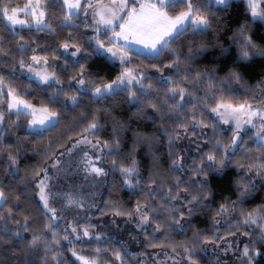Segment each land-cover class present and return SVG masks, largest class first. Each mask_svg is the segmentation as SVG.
<instances>
[{"label": "snow or ice", "instance_id": "obj_1", "mask_svg": "<svg viewBox=\"0 0 264 264\" xmlns=\"http://www.w3.org/2000/svg\"><path fill=\"white\" fill-rule=\"evenodd\" d=\"M229 3L230 0H62L60 11L63 13V18L59 22V27H78L75 20L83 19L84 26L93 29V35L89 39L95 42L92 45L95 53L105 57L113 67L120 68L114 78L105 81L102 76L91 77L85 66L81 64V71L78 73L80 78L75 80L77 92L90 95L94 101L116 96L122 92L127 93L130 103L140 101L143 97H151L148 104L154 110L152 118L158 116L162 122L171 120L170 125L165 123L160 127L161 134L167 135L170 146L169 157L174 155L171 146L177 140L184 136L196 137L193 143L197 144L200 160H192L186 166L185 161L188 157L175 155L170 161L167 177H164L160 171L161 164L158 158L151 153L153 141L157 139L155 134L147 135L141 132L134 134L135 145L143 143L149 145L152 160L148 177L141 174L135 146L126 154L131 159L118 160L114 155L110 161L111 169L116 170L118 166L119 173L123 177L121 187L137 190L147 180L148 195L138 200L132 208L123 210L118 203H112L110 207L114 217H127L129 221L135 219V228L144 232L143 243L146 248L170 249L172 254L166 251L164 259L155 260L154 264H166L167 260H171L172 264H198L194 259L197 246L209 242L215 245L223 242L226 245L220 249L223 252H238L239 264H254L260 249L251 247L249 243H245L242 249L233 248L231 237L235 233L228 231L224 236L219 234L220 219L224 217L237 216L238 218L230 223V229L235 228L237 232L241 229H249L241 233L249 240L252 239V232L258 229L260 240L264 241V204L247 210L243 207V202L257 187L256 179L259 178L264 182V100L255 99V97H264V79L257 82L256 87L260 88V91L254 93L253 101L234 103L225 97L223 81L243 83V74L239 68H229L223 77L207 69L193 71L195 56L206 51L210 45L190 41L186 53L173 47L177 39L186 33L193 36L197 33H206L213 27V18L208 10L215 6H227ZM47 8L48 3L44 0H25L22 5L13 4L12 0H0V21L12 30L13 36L19 35L15 31L18 25H28L30 28L54 33L53 24L48 22ZM81 10L83 17L80 15ZM246 11L252 21H264V0H246ZM249 32V24L241 23L237 34L232 37L239 42L238 60L247 61L253 56H264V45H258ZM101 36L104 37L103 40L100 39ZM20 40H23V37H20ZM3 43V38L0 37V54L7 58L12 54L13 49H5ZM180 43L182 44L183 41ZM27 47V42L16 44L15 50H18L21 56L19 60L13 56L14 64L18 63L19 71L24 73L25 78L46 84L56 83L57 89L49 96L47 103L36 105L26 98L30 90L29 86L21 89V86L15 82V72L11 74L13 79L0 75V128L4 124L6 108L9 115L15 113L17 117L16 120L11 121L10 127L20 126V117H23L27 131L42 133L55 127L60 120V112L54 105L59 100V91L63 85L56 72L49 70L48 56L37 54L40 51L39 46L33 48V54L27 61L25 60L24 50ZM60 48L66 53L71 52V57L75 58L73 63L79 61L78 53L81 51L79 45L70 46L65 42ZM73 48L75 50H72ZM165 51L169 54L165 57L166 63L163 66L159 64L151 66L160 73L154 82L140 66L131 65L133 55L156 59ZM67 64L66 60L65 66ZM165 69L168 70L169 75L163 74ZM160 85L165 86L162 94ZM201 91L203 95L200 94ZM77 92L71 95L64 93L67 101H71V105L65 101V107H75L79 103ZM190 101L195 103L188 106ZM98 111L100 110H93L90 118L80 114L79 119L87 122L79 132L75 133L77 139L71 142V147L65 150L68 154H73L74 150L80 149V146L89 149L82 150L75 161L77 170L84 172L86 176L100 177L107 174L106 168L101 166L105 153L120 154L122 143L120 133L127 127L126 124L114 121L112 138L101 140L96 136L100 129ZM104 111L108 110L104 109ZM225 126L232 130L227 143L222 138L227 130ZM209 128L211 136L208 134ZM2 136L3 133L0 132V137ZM202 137L206 139L203 143H199ZM243 140L249 142L254 140L259 148L253 153L246 144L241 143ZM57 147L61 145L58 143ZM205 148L206 151L203 150ZM238 148L244 152L246 163L233 159ZM51 154L58 157L51 161V168L56 170L57 175L65 172L61 159L65 152L56 153L52 150ZM8 161L9 170L15 173L16 155L9 152ZM230 162L235 164L238 173L252 175L254 171L255 176L251 180L247 179V176H240L233 182L237 187L236 199L228 202V197L225 196L224 202L219 204L212 217V227L217 231H212L209 235L207 229H194L191 238L184 241L153 243L152 241L161 233L164 234L165 239L170 240L174 232L183 234L186 231L194 212L208 204L213 194L211 187L213 177L221 175ZM174 173L179 174L173 176ZM31 176L36 180L38 189L36 195L43 209L45 223L43 230H32L31 238L23 244V264H35V261L29 257L41 250L43 251L40 257L41 264H64L63 254L59 248L61 240H68L69 237L67 235L60 237L57 225L63 217L57 214L58 209L53 203L60 200L66 208L84 209L86 206L84 196L78 189L72 187L67 191H53V185L50 183L53 177L49 175L48 165L35 168ZM19 199L17 196L16 202L10 204L4 188L0 187V247L10 246L9 242L24 241L25 233L30 230V216L21 213L22 223L13 219L15 210L19 208ZM90 206L95 208L97 205ZM95 227L90 223L86 226H76L69 221L64 231L68 232L70 229L74 234L73 239L80 243H89L91 239H95L98 244H102L105 240L115 239L100 232L93 234L90 229ZM149 227H152L151 234L146 231ZM81 234L87 239L82 240ZM117 243L120 245L119 248L97 247L94 249L95 255L91 256L82 255L81 251L73 248L71 255L76 258L73 264H76V261H79V264H130L133 257L147 256L146 251L129 253L123 241ZM203 250L201 248V251ZM106 251H110L111 256L107 260H101L100 254ZM158 255V252L152 253L153 257ZM178 256L182 259L177 260ZM0 264L5 262L0 261ZM141 264H144V260H141ZM216 264H220L219 260Z\"/></svg>", "mask_w": 264, "mask_h": 264}, {"label": "trees", "instance_id": "obj_2", "mask_svg": "<svg viewBox=\"0 0 264 264\" xmlns=\"http://www.w3.org/2000/svg\"><path fill=\"white\" fill-rule=\"evenodd\" d=\"M12 2L13 4L19 3L22 5L25 0H12ZM44 2L48 3V22L53 24L55 28L54 33L40 31L30 27H16L15 31L19 35L13 36L12 30L0 21V37H2L4 41L3 47L5 49H13L12 54L8 55L7 58H5L3 54H0V75L13 79L11 74L15 72V82L21 86V89L25 86H29L30 88L26 97L27 99L36 105L48 102L49 96L57 89V84L42 85L34 80L27 79L24 73L19 71L18 63L14 64L13 62V56H15L16 60H19L21 56V53L15 50L16 44L18 42H27L28 47L24 50L25 60L27 61L33 54L32 49L39 46L40 51H38L37 54L48 56L50 62L49 69L56 72L63 85V88L59 91V100L56 101L54 105L60 112V120L55 127L49 128L42 133L27 131L26 121L23 117H20V126L10 127L11 121L16 120L17 117L15 113L9 115L7 109H4L5 120L3 127L0 128V132L3 133V136L0 137V140H2V143H0V187L4 188L10 204L16 202L15 198L17 196L20 198L19 208L15 210L16 214L13 219L20 220L22 223L23 215L21 213H23L31 217V223L30 230L25 233L24 241L9 242L10 246L0 247V261H4L5 264H23V244L27 242V239L31 238L32 230H43L45 223L43 219V209L36 195V180L31 176V172L37 167L42 168L48 165L57 157L51 154L52 150H55L56 153L64 152L66 148L71 145V142L77 139L75 133L79 132L80 128L87 122L79 119L80 114H85L90 118L92 111L99 109L100 111L97 112V115L100 129L96 133V136L101 140L112 138L114 121H119L121 124L127 125L120 133L122 140L120 154L105 153V168L107 174L105 175V184L103 186L101 198L94 213L95 219L98 221V229L115 239L111 241L105 240L102 244H98L95 239H91L89 243H80L73 239L70 231H64V225L60 222L57 225L60 237L67 235L69 239L61 240L59 250L63 254L64 264H73V261L76 260V258L71 255V250L73 248L81 251L82 255L91 256L95 255L94 249L97 247L109 249L113 247L119 248L120 245L117 241H123L129 253L147 252L146 257H133L130 264H133V262L134 264H141V260H144V264H149L153 252L167 251L170 253V249L146 248V245L143 243L144 232L135 228V219L129 221L127 217H114L110 207L112 203H118L123 210L132 208L138 200L148 195L147 180H145L137 190L121 187L123 177L119 173L118 166L116 170L111 169L110 161L114 155L118 160L131 159V157L126 154L130 148L135 146V155L140 161L141 174L144 177H148V169L152 160V155L149 154V145L147 143L135 145L134 134L136 132L145 133L147 135L155 134L157 139L153 141L151 153L158 158L161 164L160 171L164 177H167L170 161L175 158V155L182 154L184 156L185 154L188 157L185 161L186 166L192 160H200V152L197 150V144L193 143V141H196V137L184 136L180 140H177L174 145L171 146L174 155L169 157L170 146L167 142V135L161 134L160 127L165 123L170 125L171 120L162 122L159 120L158 116L152 118L154 110L148 104L151 97H143L140 101L130 103L127 99V93L122 92L116 96L105 97L99 101H94L90 95L77 92L75 80L80 78L78 73L81 71V64L85 66V70L91 77L102 76L105 81L114 78L120 71V68L118 66L113 67L112 63L105 57L95 53L92 47L95 42L89 39L93 35V29L86 28L83 19L75 20L78 27H59V22L63 18V13L60 11L62 0H44ZM208 11L213 18V27L206 33H197L195 36L186 33L184 36L177 39L173 47L179 48L186 53L190 46V41L196 44L205 43L210 45L206 51L195 56L192 66L193 71L207 69L223 77L229 68H239L243 74V83L237 84L235 81L231 83L226 80L223 81L224 95L234 103H241L245 100L251 102L253 101L254 93L260 91V88L256 87L257 82L264 79V56H253L247 61L238 60L239 42L232 39V37L234 34H237L239 24L247 22L250 27L249 34L252 36L253 40L258 45H264V21H252L250 14L246 11L245 0H230L227 6H215ZM80 15L83 17L82 10ZM20 37H23V40H20ZM100 39L103 40L104 37L101 36ZM180 41H183V43L181 44ZM65 42L69 43L70 46H80L81 51L79 52V61L77 63H73L74 59L71 57L70 53H64L60 48V45ZM72 50L75 49L73 48ZM166 56H169L167 51L163 52L161 56L156 59H146L143 56L133 55L131 65L140 66L154 82L156 76L160 73L151 66L153 64L163 66L166 63ZM66 60L68 61L67 66H65ZM163 74L169 75L170 73L165 69ZM147 82L148 81H145V83ZM159 87L161 88L162 94L165 86L160 85ZM65 92L69 93V95L73 92H77L79 103L75 107L64 106V102L67 101V97L64 95ZM200 94L203 95V91H201ZM217 94L219 95V93ZM255 99L264 100V97H255ZM67 103L71 105V101H67ZM191 103L195 102L190 101L188 106H190ZM104 109L108 111H104ZM141 109H143V111H141ZM225 128L227 130L223 133L222 138L224 142L227 143L228 138L232 135V130L228 126H225ZM197 132H199V129H197ZM208 134L211 136L210 128L208 129ZM248 135L250 136L251 133ZM204 139L206 138H200L199 143H203ZM58 143L61 145L59 148L57 147ZM241 143L246 144V147L253 153L259 148V145L254 140L251 142L243 140ZM203 150L206 151L207 149L205 148ZM9 152H12V154L17 157V171L15 173L9 170ZM46 156L47 159H45ZM233 159L242 163L247 162L244 157V152L239 148ZM178 174L179 173H174L173 176ZM240 176H247V179L251 180L255 176V172L253 171L252 175H247L242 172L238 173L235 164L230 162L228 168H226L221 175L213 177L211 183L213 194L205 207L199 208L194 212L192 218L189 220L190 226L186 228V231L183 234L174 232L170 240L165 239L164 234L161 233L152 242L169 243L170 241H184L191 238L194 229H207V234L209 235L212 231H217L216 228L212 227V217L215 210L219 207V204L224 202L223 198L225 196L228 197V202L236 199L237 187L233 182L239 179ZM185 179H187V177H185ZM256 184L257 187L254 192L243 202V207L246 210L264 204V182H261L260 179L257 178ZM160 195H162V193H160ZM180 203H183V201H180ZM237 218V216H229L220 219L219 234L224 236L226 232L231 231L235 233V235L241 237L240 241L242 244L240 249L245 243H249L251 247L260 249V254L255 257L254 264H264V241L260 240L259 230L257 229L255 232H252V239L249 240L248 237L241 235L242 232L249 231V229H241L237 232L235 228H229L230 223ZM113 222L117 223L116 227H112ZM146 231L151 234L152 227L147 228ZM132 237H135V239H132ZM49 238H51L50 233ZM5 239L7 240L8 238L6 237ZM81 239L86 240L87 238ZM69 241H71V243ZM205 245L206 244L197 246L194 259L198 264H216L218 259L214 255L206 253ZM201 248L204 250L201 251ZM42 255L43 251L41 250L33 256H30L29 259L34 260L35 264H41L40 257ZM110 256V251L100 254L101 260H107ZM238 256L239 253L236 252L232 257L219 262L220 264H233V262L239 264ZM178 258L182 257L178 256ZM76 264H79V261H76Z\"/></svg>", "mask_w": 264, "mask_h": 264}, {"label": "rangeland", "instance_id": "obj_3", "mask_svg": "<svg viewBox=\"0 0 264 264\" xmlns=\"http://www.w3.org/2000/svg\"><path fill=\"white\" fill-rule=\"evenodd\" d=\"M16 27H29V26L28 25H24V26L18 25ZM62 51L66 53L64 49H62ZM67 53L71 54V52H67ZM36 82L42 85L46 84V83H40L39 81H36ZM69 147H71V145ZM82 150H89V149L84 148V146H80V149L74 150L73 154H68L66 151H64L65 155L61 159H62V166L64 167L66 171L59 175H57L55 169L51 168L50 166L51 162L48 164V166H49V175L53 177V180L50 181V183L53 185V191H67L70 187L78 189L80 193L84 196V199L86 202L85 208L84 209H78L75 207L66 208L64 207L63 202L60 200L54 201L53 206L58 209L57 214L63 217V219L60 222L63 223L64 229L67 226L69 221H72L73 224L76 226H80V225L86 226L87 224L90 223L96 226L95 229H90V231H92L93 234L95 232L106 234L104 231L98 229L97 227L98 221L95 219V215H94L96 207L92 208L90 206L92 204L97 205L101 198L103 186L105 184V175L100 176V177L86 176L84 172L77 170L75 161L78 159ZM184 156L186 155L184 154ZM105 163H106V160L104 159V162L101 164V166L105 167ZM37 192H38V189H37ZM116 225L117 223L113 222L112 227H116ZM68 231L71 232L70 229ZM71 234L72 236L74 235L73 233ZM80 238H84L82 234ZM240 240H241V237H239L238 235L232 236L231 237L232 247L240 248L242 244ZM225 246L226 245L223 242H221V244L219 245H215L213 243H207L205 245V251L209 255H214L219 261H222V260L232 257L235 254L232 251H228V252L221 251L220 249L224 248ZM158 253H159L158 256L151 257L149 264H154L155 260L164 259L165 252L159 251ZM180 259L182 258L177 257V260H180ZM166 264H172V261L167 260Z\"/></svg>", "mask_w": 264, "mask_h": 264}]
</instances>
